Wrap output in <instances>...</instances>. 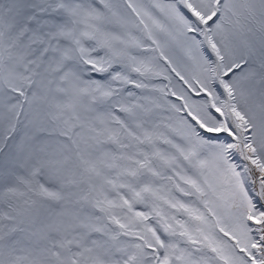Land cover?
<instances>
[{"label": "snow or ice", "instance_id": "obj_1", "mask_svg": "<svg viewBox=\"0 0 264 264\" xmlns=\"http://www.w3.org/2000/svg\"><path fill=\"white\" fill-rule=\"evenodd\" d=\"M0 264H264V0H0Z\"/></svg>", "mask_w": 264, "mask_h": 264}]
</instances>
